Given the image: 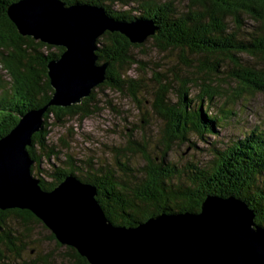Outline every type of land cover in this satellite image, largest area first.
<instances>
[{"label":"trees","instance_id":"trees-1","mask_svg":"<svg viewBox=\"0 0 264 264\" xmlns=\"http://www.w3.org/2000/svg\"><path fill=\"white\" fill-rule=\"evenodd\" d=\"M17 1L0 0V64L9 78L0 83V138L26 112L48 104L53 90L47 64L64 51L18 34L6 13ZM60 1L65 6L103 8L119 24L151 25L155 34L147 38L152 45L175 53L183 68L168 70L166 76L152 75L150 107L157 122L156 151L150 154L142 149L141 153V144L133 140L128 145L141 153V166L131 164L127 152L119 148L112 164L68 154L61 160L60 152L47 143L50 126L93 113L95 89L79 104L47 108L40 130L26 148L33 162L31 175L37 177L41 189L51 191L65 178L74 177L95 188V199L113 226L126 228L159 214L198 212L206 197L233 196L247 203L254 222L264 228V124L247 125L233 119L241 101L264 94V0H146L134 10L135 16L131 10H111L106 0ZM142 46L118 32L101 35L96 40L97 65L107 64L106 80L96 89L127 92L135 98L145 85L127 73L138 62L133 51ZM231 84L236 89L224 91ZM223 97V104L217 105L215 100ZM141 121L148 124L147 114ZM180 146L205 151L207 159L167 157ZM42 159H54L57 164L41 169ZM34 225L44 227L26 210L0 211V264H20ZM49 238L55 240L51 233ZM65 250L74 264H88L74 249Z\"/></svg>","mask_w":264,"mask_h":264},{"label":"water","instance_id":"water-1","mask_svg":"<svg viewBox=\"0 0 264 264\" xmlns=\"http://www.w3.org/2000/svg\"><path fill=\"white\" fill-rule=\"evenodd\" d=\"M6 13L20 36L64 51L47 64L53 90L48 104L26 112L0 138V211L30 212L88 264H264V228L247 203L233 196L206 197L198 212L159 214L126 228L113 226L95 188L74 177L42 190L26 148L47 108L79 104L106 80L107 64L97 65L96 56V40L105 32L141 44L155 29L143 22L119 24L101 8L60 0H19Z\"/></svg>","mask_w":264,"mask_h":264},{"label":"rangeland","instance_id":"rangeland-1","mask_svg":"<svg viewBox=\"0 0 264 264\" xmlns=\"http://www.w3.org/2000/svg\"><path fill=\"white\" fill-rule=\"evenodd\" d=\"M106 1L111 10L116 12L131 10V14L135 16L137 12L134 10L146 0ZM156 1L163 3L170 0ZM183 5H178V8L183 9ZM150 41L149 38H146L142 42L143 46L133 51V56L138 62L127 73V77L141 80L140 84L145 85L135 98L127 92H117L105 88L97 90L95 87L93 88V90L95 89V100L90 106L93 113L90 116L83 119L76 116L65 120L64 124L56 123L54 126H50L47 143L52 144L60 152L61 160L65 159V154H68L75 159L91 158L98 163L112 164L116 156L114 151L119 148L127 152L126 155L131 164L141 166L143 164L142 151L150 154L156 151L158 135L156 134L157 122L153 118L154 115L150 107L151 94L154 91V83L151 78L157 72L166 76L169 75L168 70L175 67L182 69L183 66L179 65L175 53L161 52ZM8 80L9 78L0 64V83H7ZM232 88L236 89L234 84L226 87L224 91L229 92ZM224 100V97L219 98L215 100V103L221 105ZM233 112L237 113L233 119H238L241 123L264 124V94H256L249 100L241 101ZM146 114L148 124L141 121L142 118H146ZM131 140L141 144V147L138 148L141 153H137L131 146L128 147V145H132ZM197 146L204 147L201 144H197ZM192 155L197 161L207 159L205 151L201 152L195 149L192 151L186 146L174 147L172 153L167 157L179 160L181 157L187 158ZM52 164L56 165L57 161L42 159L39 167L50 169ZM49 234V230L45 227L34 225L28 249L19 263L37 264L35 261L42 258L47 262L39 264H74L69 257V251L65 250L64 246L59 247L55 241L50 240Z\"/></svg>","mask_w":264,"mask_h":264},{"label":"flooded vegetation","instance_id":"flooded-vegetation-1","mask_svg":"<svg viewBox=\"0 0 264 264\" xmlns=\"http://www.w3.org/2000/svg\"><path fill=\"white\" fill-rule=\"evenodd\" d=\"M53 241H55V240H53ZM56 242V241H55Z\"/></svg>","mask_w":264,"mask_h":264},{"label":"bare ground","instance_id":"bare-ground-1","mask_svg":"<svg viewBox=\"0 0 264 264\" xmlns=\"http://www.w3.org/2000/svg\"><path fill=\"white\" fill-rule=\"evenodd\" d=\"M103 9V8H102Z\"/></svg>","mask_w":264,"mask_h":264}]
</instances>
